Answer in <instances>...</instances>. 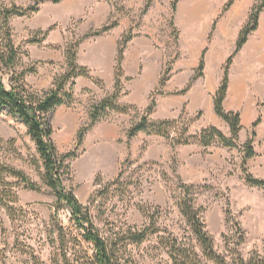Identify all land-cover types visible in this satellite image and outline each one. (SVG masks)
I'll return each mask as SVG.
<instances>
[{
    "label": "rangeland",
    "instance_id": "374dc122",
    "mask_svg": "<svg viewBox=\"0 0 264 264\" xmlns=\"http://www.w3.org/2000/svg\"><path fill=\"white\" fill-rule=\"evenodd\" d=\"M39 1L37 12L28 17H14L9 24L13 43L23 52L18 68L22 70L35 66V73L27 75L24 83L28 90L42 96L52 87L54 79L66 71L62 54L69 44L82 37L78 36L82 26L76 23L41 25L35 15L45 2H53ZM146 1L110 0L113 15L107 24L115 21L116 26L111 30L117 27L123 29L118 42L127 32L132 39L146 37L155 41L157 50L163 55L158 84L152 87L147 82L149 88L143 90L147 92L145 96L139 87L128 86L122 73V89L117 103L132 110L127 114L105 113L86 132L81 145L76 147V134L88 123L90 107L113 92V89L110 92L106 90L103 81L85 67L87 79L93 83L88 87H94H80L82 85L75 79L71 88L67 86L73 96L72 103L57 107L47 115L58 153L75 151V157L66 162L69 173L61 177V185L65 192L74 194L80 205L89 207L94 225L105 239H120L127 236V230L143 227L149 223L145 216L149 213L160 230L159 236L168 238L170 233L186 243H192L193 237L177 208V185L178 181L193 185L195 204L201 210L205 230L213 239L215 251L229 262L236 254L243 259H248L253 253L263 256L264 190L247 185L244 172L256 179H264V12L259 14L258 28L251 34L250 40L256 47L246 52L250 66L248 85L251 105L243 109L242 115L245 119L254 120L240 129L235 148L216 144L204 148L197 143L172 147L169 141L158 136L138 133L128 140L125 135L145 112L149 102L154 100L153 113L149 115L151 122L181 120V124L188 125L189 135H197L202 129L212 126L229 137L226 124L205 126L210 122L206 109H188L189 102L193 104L196 97H187L188 101L183 104L181 100L185 98L180 97L185 96L199 80L218 76L219 87L222 67L233 54L239 32L251 8L259 0H239L247 6L239 5L237 12L240 14L233 16L232 20L227 15L237 0L225 12L228 0H182L174 13L170 6L172 0H155L143 14ZM202 2L204 5L200 6ZM32 4L33 0H0V5L7 8L16 6L24 9ZM56 29L61 32L63 43L47 46L46 37ZM202 55V77L192 81L185 95H177L176 92L184 89L195 77ZM219 61L221 64L218 66ZM167 67L170 71L166 83L170 85L168 87L165 83L160 89L159 81ZM186 74L189 76L187 83L182 80ZM172 78L175 82H169ZM4 80L7 83L6 76ZM134 90L143 95L140 96L138 91L136 95ZM130 95L137 103L129 101ZM166 98L176 105L175 110L163 106ZM236 113L241 117L239 112ZM258 118L259 124H262L259 131L258 126L254 129L258 135L251 145L254 157L245 159L244 144L249 140L252 124ZM111 124L118 126L114 135L109 130ZM0 163L23 172L41 189L39 192L24 190L22 185L17 186L16 180L0 173V179L16 185L14 191L18 201L10 213L0 208L3 228L2 231L0 227V264H63L61 239L65 240L71 264H92L91 248L82 240L81 232L70 220V213L57 202L42 181L43 163L26 128L6 110L0 112ZM82 166L87 171H82ZM120 172L123 174L120 183L125 181L128 184L124 187L125 193L121 194L115 186H111L108 196L102 199L105 186L114 181ZM239 235H243L241 244H238ZM120 247L124 249L122 264H173L156 236L138 246L125 241Z\"/></svg>",
    "mask_w": 264,
    "mask_h": 264
},
{
    "label": "trees",
    "instance_id": "16d2710c",
    "mask_svg": "<svg viewBox=\"0 0 264 264\" xmlns=\"http://www.w3.org/2000/svg\"><path fill=\"white\" fill-rule=\"evenodd\" d=\"M60 0H52L54 4ZM155 0H147L142 11L144 14L149 6ZM182 0H172L171 12L174 13L178 2ZM234 0H228L224 7V12L227 11ZM40 1L33 0V4L27 8H18L12 6L10 8L0 5V112L6 110L10 116L15 117L26 128V133L33 141L36 151L40 156L44 174L42 177L43 183L51 190L58 203H61L70 213V220L77 230L81 232V238L92 251V264H122L124 249L120 247L125 241L132 245H141L147 242L150 237L156 236L159 244L166 251V255L173 264H264V255L253 253L248 259H243L238 254L229 262L225 257L220 256L214 249V243L211 236L205 230L200 208L195 204V187L186 185L178 181L177 190L179 191L177 208L185 221L189 232L193 237L192 243H186L179 240L173 234H169L168 238L159 236L160 230L156 228V224L149 213H145L149 223H145L139 229L127 230L125 237L120 239L103 238L94 225L89 207L82 206L72 194L65 192L61 185V177L68 175V165L66 162L75 157V151L66 154H59L52 141V128L47 121V115L55 108L62 105H69L73 101V96L67 90L74 84V80L78 77L88 78L85 68L79 67L76 63L77 50L79 45L87 39L96 38L107 34L116 26V22H110L98 29L90 30L85 33L80 39H77L73 44H69L64 51L66 71L56 77L52 87L42 96H38L31 90H28L24 81L27 75L35 73V66H30L20 70L18 68L20 59L23 54L20 47H16L12 40V31L10 20L14 17H28L37 12ZM264 12V0H259L258 4L251 8L247 20L241 28L235 43L233 54L226 60L222 67V79L217 91L213 96L214 113L219 117L229 129V137L225 136L220 130L209 126L202 129L197 135H189L187 133V124H181V120H163L151 122L149 115L153 113L155 106L154 100L149 102V106L140 116L139 120L133 123L126 131L125 135L128 140L134 138L138 133H143L146 136H158L169 141L172 147L188 146L192 143H197L204 148L212 145H221L225 148H235L238 140L240 126V117L236 112H225L223 110V102L226 97L229 68L232 64L234 56L241 50L247 42L248 37L258 28L259 14ZM46 33L43 35L45 38ZM132 39L130 32L125 33L121 40L117 43L116 66L114 74L113 92L103 98L98 103L93 104L89 111V121L76 134V147L83 142L86 132L99 122L102 116L107 112L127 114L129 109L127 106H122L117 103L119 92L122 89L121 62L127 44ZM204 54V53H203ZM204 69L203 55L201 56L198 68L196 69L195 77L188 82L186 87L177 95H185L192 86V81L202 77ZM170 68L167 67L161 75L159 87L162 89L167 81ZM4 76L7 77L5 83ZM94 81V80H93ZM96 84L99 81H95ZM260 118L256 119L252 124V132L249 140L244 144L246 151L245 159L254 157L252 150V142L256 137L254 129L259 125ZM175 131H177L175 133ZM171 133H175L171 135ZM0 173L6 174L16 180L17 186L22 185L24 190L39 192L40 187L31 181L23 172L14 168L7 167L0 163ZM244 179L247 185L264 190V179H256L250 174L244 172ZM122 172L117 178L108 183L103 190L101 198L108 196L109 188L115 186L117 190L124 194V187L128 184L123 181ZM15 184L5 182L0 179V208H5L7 212H11L17 204V197L14 191ZM105 192V193H104ZM107 193V195H106ZM93 199V198H92ZM92 203V200H91ZM11 205V206H10ZM12 219V214H10ZM1 230L3 231L1 222ZM243 242V235H239L238 244ZM61 251L63 264H71L67 258V247L64 239H61ZM78 259H76V263Z\"/></svg>",
    "mask_w": 264,
    "mask_h": 264
},
{
    "label": "crops",
    "instance_id": "0c3cea01",
    "mask_svg": "<svg viewBox=\"0 0 264 264\" xmlns=\"http://www.w3.org/2000/svg\"><path fill=\"white\" fill-rule=\"evenodd\" d=\"M238 1L239 0L235 2V5L232 6L229 14L227 15L229 20H232L233 16L240 14L237 12L238 8H240L239 5H244V7L247 6L246 3H239ZM203 5V2L200 3V6ZM178 7L179 6H177V9ZM112 15L113 8L110 0H61L57 4L51 3V1L45 2V4L40 7V10L35 17H38L41 25H46V27H48L47 25L59 26L76 23L79 26H82V32L78 35L81 37V35L83 36L90 30L98 29L107 24ZM89 26L91 27L89 28ZM259 26L261 25L259 24ZM122 33L123 29L117 27L103 36L86 40L79 45L80 49L78 50L76 56L77 65L82 68L87 67L91 69L92 73L103 81L105 89L109 92L113 89L117 43ZM251 37L252 35L249 36L247 43L233 60V64L230 67L227 95L223 102V109L225 111L240 113L241 128L244 124L248 126V123H251L254 120V118L245 119L242 115L243 109L245 108L246 110V107L251 105L248 85L250 78V66L249 59L246 57V52H248L251 48L256 47V44L254 45V43L251 42ZM233 38L235 39V36ZM45 40L47 42V46L55 44L60 45L64 41L63 36L58 29L51 32ZM156 47L157 46L155 45V41L153 39L135 37L128 43L123 54L121 68L124 78L127 79L125 82L126 84H129L128 86L132 85L134 89H136V86L139 87L141 93L144 89L149 88L147 82L151 83L152 87H155L158 84L163 55ZM62 57V61H65V56L63 54ZM220 64L221 62L219 61V64L217 65L219 66ZM129 79L132 80L129 81ZM188 79L189 76L186 74L185 78L182 80H185V83H187ZM76 81L82 85L80 87L93 85L91 81L83 77H78L75 82ZM219 81L220 77L218 79V76L213 79L208 78L196 81L191 90L185 96L180 97L182 99L185 98V100H181L183 101L182 104L188 101L187 97H196L193 104H190L189 102L188 109L191 111H194L197 107L201 110L206 109L208 111L210 122L205 124V126L208 124L216 127H219L221 124L225 125V123L217 117L213 110L212 97L218 87ZM169 82H175V78L173 80H169ZM169 85L170 83L167 86L169 87ZM90 87H88V89ZM137 91L138 90H134L136 95L138 94ZM140 92L139 94H141ZM143 94L145 96L147 95L146 90ZM130 96L128 97L129 101L132 103L136 102V100ZM167 101L168 99L166 98V102L163 106H168L166 108L169 110H175L176 105L173 104V102ZM203 117L204 115L201 117V121L203 120ZM261 124L258 125L257 131L261 129ZM109 127L112 135L117 133L118 126L116 124H111ZM257 136L258 135H256V137Z\"/></svg>",
    "mask_w": 264,
    "mask_h": 264
},
{
    "label": "bare ground",
    "instance_id": "6f19581e",
    "mask_svg": "<svg viewBox=\"0 0 264 264\" xmlns=\"http://www.w3.org/2000/svg\"><path fill=\"white\" fill-rule=\"evenodd\" d=\"M81 170H82V171H84V170L87 171V168H86L85 166H82V167H81Z\"/></svg>",
    "mask_w": 264,
    "mask_h": 264
}]
</instances>
